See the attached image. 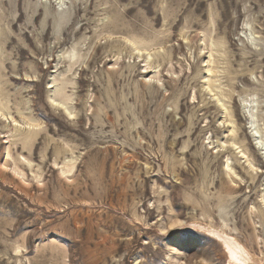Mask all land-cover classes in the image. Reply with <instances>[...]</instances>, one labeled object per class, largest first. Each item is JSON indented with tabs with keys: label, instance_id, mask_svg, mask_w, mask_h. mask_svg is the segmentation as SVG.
<instances>
[{
	"label": "rangeland",
	"instance_id": "rangeland-1",
	"mask_svg": "<svg viewBox=\"0 0 264 264\" xmlns=\"http://www.w3.org/2000/svg\"><path fill=\"white\" fill-rule=\"evenodd\" d=\"M0 100V264H264V0H0Z\"/></svg>",
	"mask_w": 264,
	"mask_h": 264
},
{
	"label": "bare ground",
	"instance_id": "bare-ground-1",
	"mask_svg": "<svg viewBox=\"0 0 264 264\" xmlns=\"http://www.w3.org/2000/svg\"><path fill=\"white\" fill-rule=\"evenodd\" d=\"M60 16V15H59ZM61 18H62V16H61ZM210 87V86H209ZM2 107H4V103L0 100V110H2L3 108ZM253 112H251L250 111V115L252 116V118H253V114H252ZM0 116H2V117H4L5 115H3V114H0ZM7 118V117H6ZM15 124V123H14ZM19 125V124H18ZM28 127V126H27ZM20 128H22V129H24L23 127H21V126H19V127H16V130H20ZM27 133H28V131H27ZM23 157V156H22ZM24 158V157H23ZM229 249H230V247H229ZM231 250H235L234 248H231ZM236 257V256H235ZM234 256H233V258L234 259H236ZM239 257H241L242 259H246L242 254H241V252L239 253Z\"/></svg>",
	"mask_w": 264,
	"mask_h": 264
}]
</instances>
